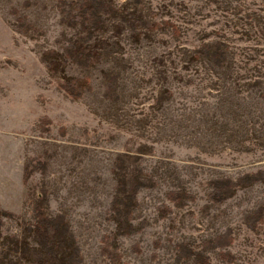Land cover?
<instances>
[{
    "label": "rangeland",
    "instance_id": "rangeland-1",
    "mask_svg": "<svg viewBox=\"0 0 264 264\" xmlns=\"http://www.w3.org/2000/svg\"><path fill=\"white\" fill-rule=\"evenodd\" d=\"M113 1L91 42L110 59L84 67L64 55L76 32L58 0H0V252L32 243L46 190L80 264H264V179L210 197L211 181L264 169V0ZM139 16L169 27L134 29ZM218 42L220 64L193 56ZM76 76L78 97L60 84Z\"/></svg>",
    "mask_w": 264,
    "mask_h": 264
},
{
    "label": "trees",
    "instance_id": "trees-1",
    "mask_svg": "<svg viewBox=\"0 0 264 264\" xmlns=\"http://www.w3.org/2000/svg\"><path fill=\"white\" fill-rule=\"evenodd\" d=\"M62 6L59 10L62 14V22L72 28L76 33L75 36L69 37L67 43L63 46L64 55L71 59L72 62L84 67L94 65L102 59H110L108 50H100L91 43L95 38L94 27L101 21L100 25L105 26L108 16L116 10L113 0H58ZM20 26L25 27L24 32H28L23 18H18ZM103 22V23H102ZM132 28H144L153 31L163 27H169L168 22L152 20L148 16H139L133 19ZM20 27V28H21ZM101 27V28H102ZM101 29L97 30L99 32ZM97 34V33H96ZM216 43L203 44L193 49V56L198 59L207 58L214 65L220 64L225 57V50ZM88 49V50H87ZM87 51V53H85ZM48 67L50 63L47 64ZM105 75V92L104 95L110 96L114 90L113 85L109 83V79ZM62 88H71V95L76 97L82 95L85 91L80 79L76 77H68L60 82ZM264 179V169L255 172L245 173L236 180L229 178H218L210 182L211 199L216 202H222L230 197L238 187L252 184L255 181ZM118 186L122 185L121 190L117 189L114 195L111 211L118 228L123 229L130 212L129 196L126 193L125 180L120 178ZM183 192V191H182ZM172 197H180L181 193L176 191L171 194ZM48 194L46 190L41 191V196L33 206V223L26 228V233L31 237L32 243L22 242L17 236H11V243L0 252V264H16V258L12 255H24L25 259L32 264H56V260L61 264H80L81 254L79 246L75 243L74 236L66 223L62 213L51 214L48 209ZM251 215L246 216L249 218ZM253 227L250 222H247ZM128 226L127 229H129ZM124 231V230H123ZM3 239L0 230V241ZM195 264V263H191Z\"/></svg>",
    "mask_w": 264,
    "mask_h": 264
}]
</instances>
